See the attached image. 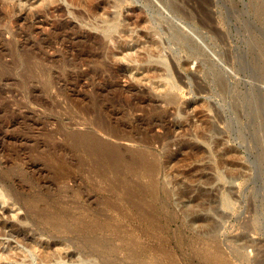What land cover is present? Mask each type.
I'll list each match as a JSON object with an SVG mask.
<instances>
[{"label":"rangeland","instance_id":"374dc122","mask_svg":"<svg viewBox=\"0 0 264 264\" xmlns=\"http://www.w3.org/2000/svg\"><path fill=\"white\" fill-rule=\"evenodd\" d=\"M261 58L264 0H0V264H264Z\"/></svg>","mask_w":264,"mask_h":264},{"label":"bare ground","instance_id":"6f19581e","mask_svg":"<svg viewBox=\"0 0 264 264\" xmlns=\"http://www.w3.org/2000/svg\"><path fill=\"white\" fill-rule=\"evenodd\" d=\"M171 3V2H170ZM174 5V4H173ZM167 6V5H166ZM169 6H171V5H169ZM178 6V5H177ZM177 6H175L174 5V7H172L173 8V10H174V12H178V14H180V15H182L183 17H185L186 19H189V17H190V15L189 14H186V13H184V11H181L180 9V7L178 8ZM117 13V12H116ZM114 15H117V14H115L114 13ZM98 16V15H97ZM101 16V15H100ZM113 17V16H112ZM133 17V16H132ZM135 17V16H134ZM100 18V17H99ZM101 18H102V16H101ZM108 18V17H107ZM107 18H105L106 20H107ZM119 17H117V16H114L113 17V19H115V20H117ZM110 19V18H109ZM132 19V18H131ZM138 19V18H137ZM111 20V19H110ZM133 20V19H132ZM135 20V19H134ZM104 21V20H103ZM109 21V20H108ZM112 21V20H111ZM130 21V20H129ZM135 24L137 23V21H133ZM139 22V21H138ZM105 23V22H104ZM106 24V23H105ZM120 24V23H119ZM118 24V25H119ZM133 24V23H132ZM116 25V24H115ZM158 25V24H157ZM124 26V25H123ZM122 26V27H123ZM204 26H205V28H206V24H204ZM114 27V26H113ZM154 27V26H153ZM109 28V27H108ZM116 28V27H115ZM119 28V27H118ZM152 28V27H151ZM110 29V28H109ZM112 29L113 28H111V31H112ZM128 29H129V27H128ZM128 29H126V26L124 27V29H122V31H121V33L122 34H124V36H127L128 38H130L131 40L130 41H128L129 43L130 42H133V37L130 35V32H129V30ZM153 29V28H152ZM115 30V29H114ZM119 31H120V29H118ZM154 30H156V28L154 29ZM172 30V29H171ZM118 31V32H119ZM158 31V30H157ZM157 31L156 32H154V34H157ZM176 31V30H175ZM104 32H106V31H104ZM169 32V31H168ZM120 33V34H121ZM109 34V33H108ZM121 34V35H122ZM133 34V33H132ZM159 34V36H161L160 35V32L158 33ZM171 34H173V32L171 33ZM105 35H106V33H105ZM114 35V34H113ZM174 36H175V34H173ZM172 35V36H173ZM106 36H108V35H106ZM171 36V35H170ZM181 36V35H180ZM112 37V36H111ZM177 37V36H176ZM106 38V37H105ZM155 38V37H154ZM151 39V45L156 49V50H159L160 49V45H161V43L158 41V40H155V39ZM112 39V38H111ZM110 39V40H111ZM136 39V38H135ZM179 40V39H178ZM182 40V39H181ZM181 40H179V41H181ZM118 41H120L121 42V40H118ZM120 42H118L119 44H120ZM173 42V41H172ZM122 43V42H121ZM124 43V42H123ZM128 43V44H129ZM174 43V42H173ZM183 43V42H182ZM187 43V42H186ZM127 44V45H128ZM149 44V45H150ZM126 45V44H125ZM95 46H97V47H100L101 45L100 44H95ZM129 46H130V44H129ZM186 46V45H185ZM120 47H121V45H120ZM136 47V46H135ZM135 47H129L127 50L126 49H122V52H125L126 51V53L124 54V56L123 57H125L126 59L127 58H129V59H132L134 56H133V48H135ZM183 47V46H182ZM188 47V46H187ZM123 48V47H122ZM189 48H191V46L189 47ZM193 49V48H192ZM135 50V49H134ZM160 51V50H159ZM192 53H193V51H192ZM123 54V53H122ZM197 54V53H196ZM98 55V54H97ZM99 55H100V53H99ZM227 57V56H226ZM225 58V57H224ZM262 58H263V54H262ZM262 58L260 59V61L259 60H257V61H250L251 62V65L249 64L248 66L251 68L248 72L250 73V76L249 77H251L253 80H258V81H261V82H263L264 83V62L262 61ZM227 60H228V58H227ZM226 60V61H227ZM264 60V59H263ZM247 66V65H246ZM247 69H249V68H247ZM126 67L123 65V66H120L119 67V70H117V73L119 72L121 75H125L126 74ZM237 71H239V70H237ZM247 71V70H246ZM245 72V71H244ZM247 72V73H248ZM116 73V74H117ZM215 75V74H214ZM221 76V75H220ZM248 76V75H247ZM142 78V77H141ZM140 78V79H141ZM217 85H219V89H220V91H225L226 90V86H225V82H224V80L222 79V78H218L217 79ZM228 90V89H227ZM254 91V90H253ZM256 93V92H255ZM262 93V92H261ZM251 94V93H250ZM253 94H254V92H253ZM256 95V94H255ZM254 95V96H255ZM234 96V95H233ZM253 96V95H252ZM257 96H258V93H257ZM260 97H258L259 99H257V97H256V99H254V101L255 100H258V101H255L256 102V105H255V102L254 101H252V99H251V97H250V101H252V103L254 102V105L257 107H260V109H259V111L257 110V112H261V110L262 109H264V94H263V96H262V94L261 95H259ZM255 98V97H254ZM152 100V99H151ZM247 101V100H246ZM249 101V102H250ZM151 102H155V100L154 101H151ZM248 104V103H247ZM251 104V103H250ZM260 104V105H259ZM253 104H251V105H249V106H252ZM248 106V105H247ZM248 106V107H249ZM254 106V107H255ZM253 107V106H252ZM251 107V108H252ZM245 109V108H244ZM235 110H240V106L238 105V104H236V109ZM252 110V109H251ZM247 111V110H246ZM250 111V110H249ZM253 111V110H252ZM264 111V110H263ZM263 111L261 112L262 114L261 115H263ZM256 112V110H255V113H257ZM254 114V113H253ZM252 114V115H253ZM248 115V114H247ZM252 115H248V116H250L251 118L250 119H253V118H255L256 117V115H255V117L254 116H252ZM241 117V116H240ZM253 117V118H252ZM258 117V116H257ZM262 118H263V116H262ZM255 120V119H254ZM262 122H263V120H262ZM251 124V123H250ZM255 124H256V121H255ZM257 125V124H256ZM259 125H264L263 123L262 124H259ZM258 125V129H259V127L261 128V126H259ZM253 126V125H252ZM155 127H160L161 129H163V133L165 132V134H169V129H170V127H169V123H168V118L166 117V116H164V117H153L152 119H149L148 120V128H149V132H152L153 130H154V128ZM248 128V127H247ZM263 129V128H262ZM261 129V130H262ZM256 130V129H255ZM112 131V132H111ZM257 131V130H256ZM262 132H264V129L262 130ZM256 133V132H255ZM105 134H108V136H112L113 138H115L116 140H131L132 138H129L127 135H119V134H115L114 132H113V130H108V129H106L105 130ZM158 139H159V136H156V135H153L152 136V140L153 141H158ZM78 140L81 142V143H90V145L88 146L89 148H90V150H92V151H94V152H96L97 154H100V155H102L104 158H106L107 160H109V161H115V160H117L118 158H119V154H118V152H119V150H118V146L117 145H115V144H112L111 142H109V141H106V140H104V139H102V138H100L99 136H94V137H90L89 138V141L88 142H85V136H81V135H79L78 136ZM263 147V146H262ZM232 171V170H231ZM232 174H234L233 173V171H232ZM1 199H4L3 197H2V194H1V190H0V201H2ZM58 252V251H57ZM35 254V253H34ZM59 254V253H58ZM60 256V255H59ZM58 256V257H59ZM42 257V256H41ZM41 259V258H40ZM43 259V258H42ZM60 259V258H59ZM55 264H66L64 261H59V262H56ZM82 264H86V263H82Z\"/></svg>","mask_w":264,"mask_h":264}]
</instances>
